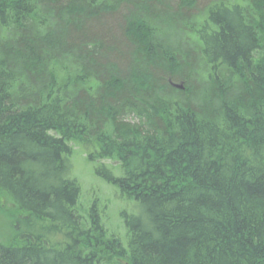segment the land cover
Listing matches in <instances>:
<instances>
[{
  "label": "trees",
  "instance_id": "1",
  "mask_svg": "<svg viewBox=\"0 0 264 264\" xmlns=\"http://www.w3.org/2000/svg\"><path fill=\"white\" fill-rule=\"evenodd\" d=\"M71 144L135 206L125 246ZM0 195V264H264V0H0Z\"/></svg>",
  "mask_w": 264,
  "mask_h": 264
},
{
  "label": "rangeland",
  "instance_id": "2",
  "mask_svg": "<svg viewBox=\"0 0 264 264\" xmlns=\"http://www.w3.org/2000/svg\"><path fill=\"white\" fill-rule=\"evenodd\" d=\"M70 146L72 147L69 157L70 178L77 182L80 193L77 203L78 212L86 217L89 208L95 205L97 213L102 218V227L106 229L108 237L121 239L123 246H125V231L119 213L121 211H133L135 206L122 199L118 195V189L116 187L106 183L95 175L94 168L96 165L95 163L92 164L87 161L86 153L81 147L74 144ZM114 174H119V171L115 169ZM21 217L23 216L18 213L14 204L9 201L7 202L0 195V244L15 245L18 243L19 239L16 236L17 228H15L14 224L16 223L14 221ZM18 223L20 229L24 230L28 228L25 223ZM36 224L37 221L33 224V231H29L28 233L33 232L37 234L40 232ZM108 264H123V262L117 263V257H113L112 263Z\"/></svg>",
  "mask_w": 264,
  "mask_h": 264
},
{
  "label": "water",
  "instance_id": "3",
  "mask_svg": "<svg viewBox=\"0 0 264 264\" xmlns=\"http://www.w3.org/2000/svg\"><path fill=\"white\" fill-rule=\"evenodd\" d=\"M177 87V86H176Z\"/></svg>",
  "mask_w": 264,
  "mask_h": 264
}]
</instances>
